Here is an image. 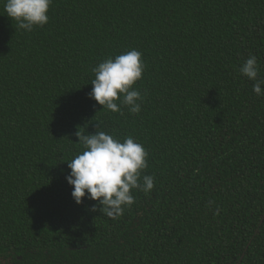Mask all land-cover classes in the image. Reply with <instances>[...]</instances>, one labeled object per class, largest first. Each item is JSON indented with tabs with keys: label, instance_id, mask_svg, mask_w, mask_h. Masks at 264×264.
Instances as JSON below:
<instances>
[{
	"label": "trees",
	"instance_id": "trees-1",
	"mask_svg": "<svg viewBox=\"0 0 264 264\" xmlns=\"http://www.w3.org/2000/svg\"><path fill=\"white\" fill-rule=\"evenodd\" d=\"M19 29L0 0V264H264V0H52ZM142 54L141 112L102 110L93 69ZM264 91V85L261 86ZM131 136L153 190L110 219L77 205L81 135ZM99 207V206H98Z\"/></svg>",
	"mask_w": 264,
	"mask_h": 264
},
{
	"label": "clouds",
	"instance_id": "clouds-1",
	"mask_svg": "<svg viewBox=\"0 0 264 264\" xmlns=\"http://www.w3.org/2000/svg\"><path fill=\"white\" fill-rule=\"evenodd\" d=\"M52 0H4V11L19 29L32 31L49 21L48 11ZM144 62L141 52L133 49L100 62L94 69L89 98L102 106V110L120 112V101L132 114L141 112L143 98L133 86L142 79ZM259 64L255 55H250L239 72L253 81V92L264 96V79H258ZM82 153L67 163L70 174L66 181L73 188L71 193L77 205L84 199L97 202L92 211H100L110 219H117L125 208H130L135 197L133 191L149 194L154 188L155 177L142 175L148 168V153L142 144L129 136L123 142L112 135L98 131L81 135L77 132ZM99 206V207H98Z\"/></svg>",
	"mask_w": 264,
	"mask_h": 264
}]
</instances>
